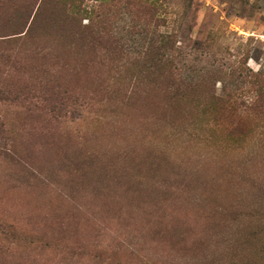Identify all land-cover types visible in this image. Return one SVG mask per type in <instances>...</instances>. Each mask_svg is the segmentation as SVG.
<instances>
[{
  "label": "rangeland",
  "instance_id": "1",
  "mask_svg": "<svg viewBox=\"0 0 264 264\" xmlns=\"http://www.w3.org/2000/svg\"><path fill=\"white\" fill-rule=\"evenodd\" d=\"M262 56L264 0H0V264H264Z\"/></svg>",
  "mask_w": 264,
  "mask_h": 264
},
{
  "label": "trees",
  "instance_id": "2",
  "mask_svg": "<svg viewBox=\"0 0 264 264\" xmlns=\"http://www.w3.org/2000/svg\"><path fill=\"white\" fill-rule=\"evenodd\" d=\"M59 11H60V9H56V6H55V2L54 1H52V7L50 8V14L47 16V17H51V14L53 15L55 12H57V13H59ZM64 17H63V19L62 20H66V13L63 15ZM58 17H61V15L59 14V16ZM47 19V18H46ZM52 19V18H51ZM47 21V20H46ZM49 25V23L48 22H46L45 23V26H48ZM260 95V93H258L257 94V96H259ZM247 106H249V109H251L252 111H261V109L262 108H264V106L260 103L259 104V99L258 98H256L253 102H251L249 105H247Z\"/></svg>",
  "mask_w": 264,
  "mask_h": 264
},
{
  "label": "clouds",
  "instance_id": "3",
  "mask_svg": "<svg viewBox=\"0 0 264 264\" xmlns=\"http://www.w3.org/2000/svg\"><path fill=\"white\" fill-rule=\"evenodd\" d=\"M261 63H264V56L261 57ZM247 66L251 68L254 72H258L260 70V64H258L254 59L250 58L247 62ZM220 84L217 83V88L219 89ZM217 95H219V91H217Z\"/></svg>",
  "mask_w": 264,
  "mask_h": 264
}]
</instances>
